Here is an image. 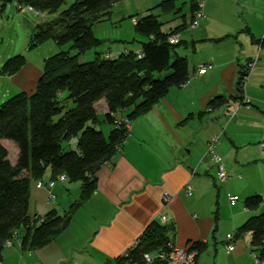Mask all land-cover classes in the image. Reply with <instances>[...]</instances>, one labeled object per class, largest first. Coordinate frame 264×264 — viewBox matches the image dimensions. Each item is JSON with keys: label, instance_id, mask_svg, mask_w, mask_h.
<instances>
[{"label": "crops", "instance_id": "1", "mask_svg": "<svg viewBox=\"0 0 264 264\" xmlns=\"http://www.w3.org/2000/svg\"><path fill=\"white\" fill-rule=\"evenodd\" d=\"M161 1L140 17L157 16L164 31L188 24L190 2H183L182 18L168 21ZM4 10L0 8V15ZM203 13L198 29L183 31L182 52L180 47L176 50L188 61V80L170 87L148 111L129 122L121 148L97 170L95 190L76 207L63 232L45 246L26 251L20 247L24 233L20 227L12 245L3 248L0 264H104L131 246L153 221L170 227L167 236L176 245L199 242L197 264H255L248 253L250 233L236 238L235 233L253 216L244 206L247 197L261 196L258 210H264V155L258 145L264 116L263 60L245 78L246 104L236 82L264 36V0H204ZM208 63L213 67L198 75V65ZM26 68L25 63L12 75H0L31 94L41 73L33 81L22 74ZM95 109L97 115L105 114V101L95 103ZM100 129L107 135L112 125L101 124ZM215 135L219 162L208 152ZM218 167L226 172L223 180L217 176ZM49 179L47 172L41 180ZM35 184L33 180L29 184L32 218L42 219L51 212L62 216L81 195L80 183L57 181L51 190L55 199L49 200L48 191ZM188 186L191 196L185 192ZM228 195L237 201L230 204ZM229 234L234 235L232 251L227 249Z\"/></svg>", "mask_w": 264, "mask_h": 264}, {"label": "trees", "instance_id": "2", "mask_svg": "<svg viewBox=\"0 0 264 264\" xmlns=\"http://www.w3.org/2000/svg\"><path fill=\"white\" fill-rule=\"evenodd\" d=\"M2 1V7L7 2L18 1L40 14L56 12L67 0ZM121 1L75 0L63 10L54 24L61 25L62 31L54 36L60 47L70 43L76 53L62 50L45 59L35 90L31 94L19 92L0 104V259L5 242L12 241L20 227L24 228L20 247L26 251L45 246L63 232L76 207L95 190L97 170L121 148L126 138L128 128L123 123L116 125L118 115H124L130 122L148 111L170 87L182 85L189 78L188 61L176 50L184 40L183 31H195L189 29V25L195 19L200 0L188 1V24L183 22L170 31L162 29L155 15L139 20L132 18L135 19L134 30L143 38L137 40L143 52L140 59L134 51H129L115 58L109 53L105 57L96 53L92 61H78L79 55L100 46L101 41L94 36L91 24L110 14ZM174 1L160 2L162 14H169L175 8ZM178 10L180 12V8ZM53 30L41 29L40 23L37 24L28 45L40 43L53 35ZM175 33H180L181 39L170 44L168 39ZM257 44L264 48V36ZM25 63L22 55H16L1 65L0 73L12 75ZM248 71L245 67L238 73L236 86L242 98ZM68 100L73 103L71 108L65 105ZM100 100L107 106L102 119L95 109V103ZM211 104H215V100ZM102 122L112 125L107 135L97 128ZM70 138L76 139L75 149L64 147ZM1 140L16 145L18 152L14 163L9 160V150ZM47 172L49 180L64 174L69 182L80 183L81 195L62 216L51 212L42 219L32 218L28 215L29 184L32 180L42 181ZM262 202L261 196L252 195L245 199L244 206L247 210H255ZM169 230L168 226L151 222L134 254L163 249L169 241ZM246 233L251 236L250 252L264 259V212L250 216L237 228L235 238ZM232 237L234 239V235ZM190 248L198 255L200 243Z\"/></svg>", "mask_w": 264, "mask_h": 264}, {"label": "rangeland", "instance_id": "3", "mask_svg": "<svg viewBox=\"0 0 264 264\" xmlns=\"http://www.w3.org/2000/svg\"><path fill=\"white\" fill-rule=\"evenodd\" d=\"M74 1L75 0H67L56 12H41L39 15H35L33 12L29 11L24 4H21L20 8H17L15 2H7L3 14L0 15V67L7 59L16 55H22L27 64V68L22 74L24 77H30L34 81L37 80L38 74L42 72L43 61L45 59H48L62 50L69 51L70 54H75L76 52L71 48L70 43L60 47L54 36L62 31L61 25H54L56 21L58 22L60 13L68 8ZM155 1L157 0H150L151 3L149 0H122L118 6L116 5L111 9L110 14L99 17L98 20L91 24V28L94 36L101 41L100 46L79 55L78 61L80 63L92 61L96 53H99L101 57H105L106 54L109 53L111 58H115L121 53L139 49L137 40L143 38L134 30L132 18L139 20L140 13L147 9V7H150V5H154ZM184 1L188 2L189 0L174 1L175 8L169 11L168 21H174L180 18V12ZM2 5L3 1L0 0V8ZM178 8H180V12ZM38 23H40L41 29L52 28L53 30L54 27V34L46 37L36 45H28L32 32L35 30V26ZM182 49L180 47L179 51L182 52ZM27 85L26 90L31 87L29 84ZM15 86V84L13 86V83L8 77H1L0 75V104L9 97L22 92L23 88L16 89ZM7 92L8 94H6ZM67 102L68 104L65 103L66 107L71 108L73 106L72 101L68 100ZM102 117L103 115H100V119H102ZM102 124L106 123L102 122ZM105 126L106 125H103L104 128ZM100 127L101 124L97 126L98 129H100ZM75 140V138H70L69 141L65 143L64 147H70ZM1 142L9 150V160L14 162L16 157L14 150L17 149L16 145L9 140H1ZM76 192L74 193L75 197L78 195ZM262 212H264V210H258V208L250 210V213L253 215ZM248 253L251 261L254 262L252 253L250 251Z\"/></svg>", "mask_w": 264, "mask_h": 264}, {"label": "built area", "instance_id": "4", "mask_svg": "<svg viewBox=\"0 0 264 264\" xmlns=\"http://www.w3.org/2000/svg\"><path fill=\"white\" fill-rule=\"evenodd\" d=\"M21 4L23 3H19L18 1H15V5L17 6V8H20ZM25 6L27 7L29 11L33 12L35 15H39L38 11L33 9L30 5H25ZM203 7H204V0H200L198 2V11L195 14V19L189 25V29L191 30L198 29L199 21L204 16ZM132 21L135 23V19H132ZM0 25H1V21H0ZM180 39H181V34L175 33L169 37L168 41L170 44H176L180 41ZM134 52L137 58L140 59L143 57V52L141 49H137ZM259 59H262L264 63V48L260 45L258 47L256 55L248 64L249 71L254 67V65ZM212 67L213 66L210 63L200 64L197 67L196 73L198 75H203L205 74L207 70L211 69ZM242 102L246 104L248 102L247 98L243 97ZM115 122H116V125H119V126L121 123H123L126 128H128L129 126V120H127L126 117L124 116L123 117L120 116V118L117 119V121ZM262 125H263L262 126V138L259 141V149L261 153L264 155V116L262 118ZM218 138L219 136L215 135L208 146V152L209 154H211L215 162H219V157L215 151L216 142L218 141ZM217 176L221 180L225 179L226 178L225 170L221 167H218ZM65 180H66V176L64 174H59L54 179L48 180L46 182L37 181L35 186L37 188L46 189L48 191L49 200H54L55 195L51 192L52 188L54 187L57 181L64 182ZM185 192L188 196L192 195V190L189 186L186 188ZM228 201L231 204H234L237 201V197L228 195ZM160 221L161 223H165L166 217L164 215H161ZM140 238L141 237L134 240L131 246H129L126 250H124L118 256L109 259L104 264H196V257H197L196 250H193L190 247L176 245L175 243L171 241H168L165 244L163 249H159L153 252H143L138 255H135L134 254L135 249L140 245V241H141ZM226 239L229 241H232L233 239L232 234H229L226 237ZM11 245H12L11 240H7L5 242V246H11ZM227 249L228 251L234 250V246L231 244V242L228 245ZM252 255H253L255 264H264V259H261L259 256H257L254 253H252Z\"/></svg>", "mask_w": 264, "mask_h": 264}]
</instances>
